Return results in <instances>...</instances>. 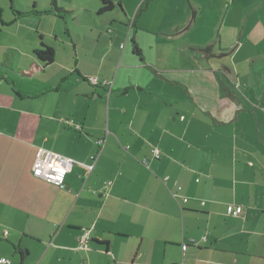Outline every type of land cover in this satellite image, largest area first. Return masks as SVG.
<instances>
[{
  "label": "crops",
  "instance_id": "0c3cea01",
  "mask_svg": "<svg viewBox=\"0 0 264 264\" xmlns=\"http://www.w3.org/2000/svg\"><path fill=\"white\" fill-rule=\"evenodd\" d=\"M71 1L35 7L49 18L23 33L0 22V257L264 264V0H149L142 60L125 23L144 0L101 14V0ZM43 42L48 65L33 52ZM38 148L77 161L65 188L32 176Z\"/></svg>",
  "mask_w": 264,
  "mask_h": 264
},
{
  "label": "built area",
  "instance_id": "2783aa9c",
  "mask_svg": "<svg viewBox=\"0 0 264 264\" xmlns=\"http://www.w3.org/2000/svg\"><path fill=\"white\" fill-rule=\"evenodd\" d=\"M88 81L93 85L99 83L97 76L88 77ZM67 124L75 128H80V126L75 124L72 120H68ZM98 143L102 144V140H100ZM152 154L155 158H159L160 156V152L157 148L152 149ZM96 159L97 155L91 156V163L85 165L88 171L92 170ZM76 162L77 161L70 156L47 150L45 148H38L31 166L32 174L33 176L40 178L50 184L56 185L59 188H64L66 175L71 171ZM105 184L109 185L110 181L105 182ZM240 212V206L229 208V213H232L233 215L239 214ZM81 241H85V237L81 238ZM8 262V259L0 258V264H5Z\"/></svg>",
  "mask_w": 264,
  "mask_h": 264
},
{
  "label": "rangeland",
  "instance_id": "374dc122",
  "mask_svg": "<svg viewBox=\"0 0 264 264\" xmlns=\"http://www.w3.org/2000/svg\"><path fill=\"white\" fill-rule=\"evenodd\" d=\"M65 1L67 2L68 0H65ZM85 1L86 0H72L71 1L72 7H74L75 12L77 11V9H79L78 5L81 3L84 4ZM202 1H203V3H206L207 5H209V1H211V0H202ZM253 1L254 0H239L240 3H242V2L253 3ZM258 1H262V0H258ZM211 2L213 3L212 5H214L215 7L219 6V1L212 0ZM50 4L53 5L52 0H0L1 19L7 20V21L8 20H11V21L17 20L16 24H18L19 27H17L15 25V27H13L9 32L16 30V28H19V32L23 33L26 30L27 25H29V24L34 25L35 24L38 26L39 25V23H38L39 19L49 18V17H47V15L46 16L35 15V13H31V10L34 9L35 7H37L38 9H47ZM11 9H13V10H11ZM52 9L54 10V8H52ZM219 9L220 8H218L217 10H219ZM201 12H204V11H201ZM17 13H22V14L18 15ZM71 13L72 12H68V13L66 12L67 19L69 18V20L71 22L78 21V17H75L74 19H70V18H72ZM210 14H213V12ZM79 18H80V16H79ZM138 18H140V17L138 16ZM129 19H128V21H130ZM125 24H126V26H128V24L130 25V22L129 23L126 22ZM166 24H167V22H166ZM168 27L166 25L167 29H168ZM33 34H34V32H33ZM214 35H215V37H217V27L214 30ZM2 36L3 37L8 36V33L6 30L4 31V33H2L1 37ZM76 129H79V128H76ZM13 259H14V261H16L17 257L14 256Z\"/></svg>",
  "mask_w": 264,
  "mask_h": 264
},
{
  "label": "trees",
  "instance_id": "16d2710c",
  "mask_svg": "<svg viewBox=\"0 0 264 264\" xmlns=\"http://www.w3.org/2000/svg\"><path fill=\"white\" fill-rule=\"evenodd\" d=\"M149 0H144L141 4H140V6L138 7V9L136 10V12H135V14H134V16H133V18H132V20H131V22H130V29H131V35H130V38H129V43L131 44V49H132V52L134 53V55H136L140 60H142V53H141V49L138 47V45H137V43H136V40H135V37H134V31H135V20H136V18L139 16V14H141V11H143L144 9H145V7H146V5H147V2H148ZM52 2L54 3L55 2V0H52ZM101 7L98 9V13L99 14H101V13H106V12H109V11H111L112 9H113V4H112V2L110 1V0H101ZM121 6V4L119 3L118 4V6L117 5H115V7H120ZM56 9H58V8H56ZM11 10H13V9H11ZM37 12H39V11H37ZM42 12H45V13H49V11L48 10H43ZM18 15H20V14H22V13H17ZM15 16V15H14ZM2 20H1V12H0V22H1ZM41 37V36H40ZM206 49H208V48H206ZM33 52H34V54L36 55V57L38 58V59H40L45 65H48V64H50L53 60H54V56H55V48L53 47V45H51V44H48V43H46V42H43V43H41L40 44V47L39 48H36V49H34L33 50ZM153 72L154 73H156L154 70H153ZM127 89V88H126ZM126 89H124L123 91L125 92L126 91ZM159 152H160V150H159ZM154 157V156H153ZM160 157V156H159ZM155 158V157H154ZM155 159H158V158H155ZM71 171H72V169H71ZM70 171V172H71ZM69 172V173H70ZM31 174H32V169H31ZM32 176H33V174H32ZM35 177V176H34ZM35 178H37V177H35ZM38 179H40V178H38ZM42 180V179H41ZM44 181V180H43ZM108 181H110V184L109 185H106L105 184V182L103 183V185H102V190H99V191H97V190H93V192L94 193H98L99 192V195H102L103 193H105L106 192V190L108 189V187L111 185V180H107L106 182H108ZM46 182V181H45ZM48 183V182H47ZM65 185H66V183H65ZM106 185V186H105ZM179 187V189L182 187L181 185L180 186H178ZM65 188V187H64ZM185 199V200H184ZM182 200L183 201H187V198L186 197H182ZM201 204H204V201H201ZM236 206H240V208H241V212H242V206L241 205H230L228 208H227V214L228 215H232V216H239L240 214H241V212L239 213V214H232V213H229V208H231V207H236ZM83 237H85V236H82L81 238H83ZM81 238H79V244L80 245H84L85 243H86V237H85V241H81ZM202 239L203 240H205V236H203L202 237ZM94 242H96V243H100V242H98V241H96V240H94ZM188 246V244H184V245H182V247L183 248H186ZM196 246H197V244H196ZM16 248H17V246H16ZM17 253V255H16V257H17V259H18V261L21 263V258H22V252H20V251H17L16 252ZM0 258H5V257H0ZM6 259H8V258H6ZM9 260V262L8 263H5V264H10L11 263V260L10 259H8Z\"/></svg>",
  "mask_w": 264,
  "mask_h": 264
}]
</instances>
